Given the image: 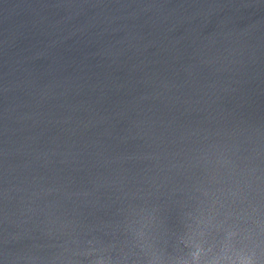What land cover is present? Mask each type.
<instances>
[{"label":"water","instance_id":"95a60500","mask_svg":"<svg viewBox=\"0 0 264 264\" xmlns=\"http://www.w3.org/2000/svg\"><path fill=\"white\" fill-rule=\"evenodd\" d=\"M0 264H264V0H0Z\"/></svg>","mask_w":264,"mask_h":264}]
</instances>
